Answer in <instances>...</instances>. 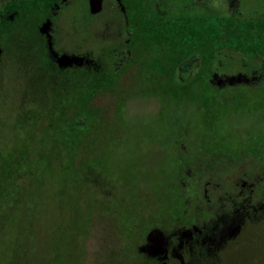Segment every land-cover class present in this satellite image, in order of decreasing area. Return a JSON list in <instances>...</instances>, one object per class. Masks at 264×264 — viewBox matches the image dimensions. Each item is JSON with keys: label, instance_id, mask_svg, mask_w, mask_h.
Segmentation results:
<instances>
[{"label": "rangeland", "instance_id": "1", "mask_svg": "<svg viewBox=\"0 0 264 264\" xmlns=\"http://www.w3.org/2000/svg\"><path fill=\"white\" fill-rule=\"evenodd\" d=\"M126 1V14L102 11L96 0L90 9L96 17L87 9L71 13L75 44L116 39L133 23L139 46L114 78L113 92L112 78L98 74L96 65L86 68L79 83L77 74L60 82L54 64L51 75L9 73L11 84L0 95V264H155L147 262L148 253H156L152 247L167 246V232L180 231L175 128L189 133L195 149L208 150L255 143L256 132H264L258 113L263 92L183 86L202 84L181 65L198 47L205 13H171L149 27L153 12L141 11L147 0ZM9 24L6 37L13 39L17 28ZM111 51L109 46L95 55L109 58ZM87 60L64 54L59 64ZM99 84L109 91L95 99L98 107L82 106L80 129L72 126L75 120L63 124L56 108L68 106L77 93L83 102L87 87ZM54 119L63 123L49 124ZM37 121L45 133H55L52 139L56 133L64 139L82 135L44 146L43 153L61 155L59 162L52 157L48 163L37 157L41 131L29 130ZM214 245V256L200 264H264V222H250L239 236L218 237Z\"/></svg>", "mask_w": 264, "mask_h": 264}, {"label": "flooded vegetation", "instance_id": "2", "mask_svg": "<svg viewBox=\"0 0 264 264\" xmlns=\"http://www.w3.org/2000/svg\"><path fill=\"white\" fill-rule=\"evenodd\" d=\"M91 1L0 0V95L11 84L7 80L9 73H26V77L31 72L51 75L49 64H54L60 82L68 74L69 78L77 74L79 83L86 78L83 72L92 65L108 79H114L130 65L140 40L133 23L126 25V36L116 34V39L108 36L89 44L71 42L69 29L77 24L71 13L82 9L91 13ZM96 1L102 11L130 12L126 0ZM141 11L153 12L149 27L161 25L171 13L207 15L196 36L197 49L181 65L202 84L183 86L264 93V0H147ZM97 14L91 13L92 17ZM10 18L13 21H8ZM9 22L17 28L13 39L6 37ZM147 34L151 36L149 30ZM109 46V58L99 56L102 53L95 55ZM64 54L85 56L89 61L63 68L59 60ZM30 60L34 65L27 64ZM204 80L207 84H203ZM258 113L264 119V103L259 104ZM188 134L177 127L172 136L178 163L181 201L176 225L180 231L178 236L167 232L168 245L152 247L156 253H148V263H203L208 256H214L211 252L217 247L214 241L218 237L239 236L248 223L264 222V132H256L255 143L246 140V145L240 141L239 146H227L226 150L195 149ZM238 220L240 223L235 224Z\"/></svg>", "mask_w": 264, "mask_h": 264}, {"label": "trees", "instance_id": "3", "mask_svg": "<svg viewBox=\"0 0 264 264\" xmlns=\"http://www.w3.org/2000/svg\"><path fill=\"white\" fill-rule=\"evenodd\" d=\"M115 82H114V79L112 78V82L109 83L110 85L108 86L109 87L108 89L112 88V92L114 91L113 89H114V86H115V84H114ZM86 91H87V96H86V98H85V100L83 102H82V99H80V94L81 93H77V95L74 98L69 99L71 102L68 104V106H65V105L61 104L60 107L56 108V110H60L58 113L62 115L61 119H63L64 123L62 122L61 119H54V120H52V122H49V124L57 123V124L60 125V124L63 123V124L69 125V124H72V122H73L72 120H75V122H74V124H72V126L77 127V128L80 129V127L78 125H79V123H82V115L80 114V112L83 110L82 106H84L86 108H89V105H94V104H95L94 106H97L95 99H97V97L99 95H102L103 93H106L109 90L108 91L105 90L103 88V85L99 84L97 86L91 85V87H87ZM86 91H84V92H86ZM70 111L75 112V114L72 115V116H69L68 114H69ZM37 122H40V121H37ZM24 125H25L24 128L25 127L28 128V126H26L27 125L26 123ZM43 126H44V124H42V121H41L40 123H36L34 126L30 125L29 126V130H35V131H37L39 133V135H40L39 131H41L40 137L38 135L39 139H38V143H37V146L40 148L41 153L37 157L44 156L45 158H47L48 163H51L52 157H53V161H55V159H56L59 162L61 155H59V153H57L55 155L52 154V156H50L49 154L43 153L44 146L50 145L52 147H58L60 144H67L69 142V140H72V141L76 140L82 135V134H80L78 137H76L74 135L73 137H70V139L69 138H65L64 139L65 135L64 136L62 135V137H58V134L56 133V135H55L56 139H52V138H50L49 135L50 134H55V133L54 132H49V131H47V133H45V130H44ZM69 126H71V125H69ZM35 134H37V133H35ZM51 140H53V141H51ZM172 144L174 146V143H171V145ZM173 152H174V149H173ZM177 164L178 163H177V156H176V169H177ZM177 175H178V171H177V174H176V180H177Z\"/></svg>", "mask_w": 264, "mask_h": 264}]
</instances>
